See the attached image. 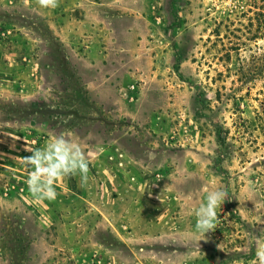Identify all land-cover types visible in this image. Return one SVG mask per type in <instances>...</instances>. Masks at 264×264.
Masks as SVG:
<instances>
[{
    "label": "rangeland",
    "instance_id": "374dc122",
    "mask_svg": "<svg viewBox=\"0 0 264 264\" xmlns=\"http://www.w3.org/2000/svg\"><path fill=\"white\" fill-rule=\"evenodd\" d=\"M263 0H0V264H253L264 238ZM70 131L89 161L32 197ZM228 200L201 235L194 210Z\"/></svg>",
    "mask_w": 264,
    "mask_h": 264
},
{
    "label": "clouds",
    "instance_id": "9594fccd",
    "mask_svg": "<svg viewBox=\"0 0 264 264\" xmlns=\"http://www.w3.org/2000/svg\"><path fill=\"white\" fill-rule=\"evenodd\" d=\"M42 8L55 9L59 0H36ZM72 133L62 132L52 137L44 147L34 149L30 156L24 157L26 166L34 169L29 173L26 181L28 190L37 200H54L56 191L54 185L64 177L79 176L82 187L89 183V161L84 152L72 139ZM228 200V192L224 189L213 187L206 195V202L194 210L196 217L195 229L205 235L216 229L218 219L217 209L221 208ZM255 247L253 264H264V238L257 237L250 241Z\"/></svg>",
    "mask_w": 264,
    "mask_h": 264
},
{
    "label": "trees",
    "instance_id": "16d2710c",
    "mask_svg": "<svg viewBox=\"0 0 264 264\" xmlns=\"http://www.w3.org/2000/svg\"><path fill=\"white\" fill-rule=\"evenodd\" d=\"M261 16L263 17V20H264V9H263V12L261 13ZM263 32H264V23H263ZM263 37H264V33H263Z\"/></svg>",
    "mask_w": 264,
    "mask_h": 264
}]
</instances>
